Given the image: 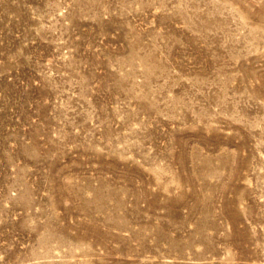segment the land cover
Returning a JSON list of instances; mask_svg holds the SVG:
<instances>
[{
	"label": "rangeland",
	"instance_id": "374dc122",
	"mask_svg": "<svg viewBox=\"0 0 264 264\" xmlns=\"http://www.w3.org/2000/svg\"><path fill=\"white\" fill-rule=\"evenodd\" d=\"M0 264H264V0H0Z\"/></svg>",
	"mask_w": 264,
	"mask_h": 264
}]
</instances>
